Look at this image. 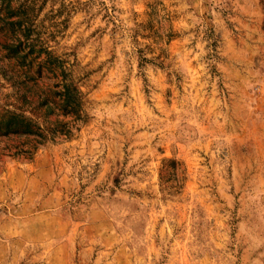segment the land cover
Here are the masks:
<instances>
[{
  "label": "rangeland",
  "instance_id": "obj_1",
  "mask_svg": "<svg viewBox=\"0 0 264 264\" xmlns=\"http://www.w3.org/2000/svg\"><path fill=\"white\" fill-rule=\"evenodd\" d=\"M40 17L89 118L31 160L0 143V264H264V0Z\"/></svg>",
  "mask_w": 264,
  "mask_h": 264
},
{
  "label": "trees",
  "instance_id": "obj_2",
  "mask_svg": "<svg viewBox=\"0 0 264 264\" xmlns=\"http://www.w3.org/2000/svg\"><path fill=\"white\" fill-rule=\"evenodd\" d=\"M47 1L0 0V79L11 90L0 96L1 150L24 160L41 146L70 139L89 118L68 60L49 44L54 32L40 17ZM72 7L62 2L56 15L64 18L49 27L66 29Z\"/></svg>",
  "mask_w": 264,
  "mask_h": 264
}]
</instances>
